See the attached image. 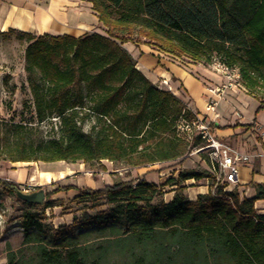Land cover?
Masks as SVG:
<instances>
[{
    "label": "trees",
    "instance_id": "16d2710c",
    "mask_svg": "<svg viewBox=\"0 0 264 264\" xmlns=\"http://www.w3.org/2000/svg\"><path fill=\"white\" fill-rule=\"evenodd\" d=\"M88 2L102 34L5 32L26 37L25 70L37 122L57 118L59 135L28 143L21 136L25 126L14 124L20 135L13 144L0 147V158L11 163L106 160L137 168L181 162L192 149L203 146L200 138L178 130L180 120L190 121L195 114L136 68L122 46L127 42L151 46L192 64L208 65L217 58L237 69L240 85L259 102V109L264 108V0ZM34 72L40 75L42 85L32 81ZM206 162L218 171L209 158ZM206 177L213 179L203 172H179L176 180L166 183L177 186L175 195L159 204L151 201L160 189L144 179L121 180L100 189L62 186L51 193L77 190L76 200L101 198L109 208L97 220L109 222L111 231L122 228V234H127L120 240L124 244L144 250L153 247V257L146 253L133 264H159L170 246L182 253L181 264H196L186 252L190 247L207 250L208 255L201 256L198 264H209V259L211 264H264V214L254 207L256 201L264 200V184L250 183L255 195L245 198L236 189L224 191L225 182L213 179L208 193L196 200L183 196L182 182ZM0 185L10 193L18 186L5 180H0ZM22 226L24 230L40 228L29 212ZM33 241V234H28L23 244ZM40 241L37 238L34 242ZM71 246L68 242L48 250L40 245L37 255L44 264H86ZM8 264L29 262L10 253Z\"/></svg>",
    "mask_w": 264,
    "mask_h": 264
},
{
    "label": "rangeland",
    "instance_id": "374dc122",
    "mask_svg": "<svg viewBox=\"0 0 264 264\" xmlns=\"http://www.w3.org/2000/svg\"><path fill=\"white\" fill-rule=\"evenodd\" d=\"M72 1L76 3V7L73 8L75 11L93 14L86 11V9L91 10L88 0ZM92 32L102 34V27L98 25L88 28L83 34ZM26 46V37H19L15 33L0 32V147L13 144L18 139L20 134H17L12 127L14 124L25 126L26 129L22 131L21 136L28 143H41L59 135L57 118L53 117L41 123L37 122L28 80L29 75L25 70L24 52ZM149 47L157 58L167 57L166 54ZM170 58L172 59V57ZM174 60L184 67L192 64L181 58H174ZM205 68L209 72L213 71L209 64ZM30 77L35 84H43L37 72L32 73ZM165 89L167 88L165 87ZM89 121L88 119L85 121L83 130L88 129ZM196 149H192L186 155L184 161H188L181 169L184 172H206L200 164L209 158L208 152ZM1 158L0 171L9 170L11 162L4 157ZM175 165L164 163L152 167L155 168L154 170L149 166L132 168L123 163L106 160L86 164L80 162H30L28 164L14 162L16 168L26 169V177L20 183H16L18 186L15 193H10L0 185V264H8L10 253H14L15 258L25 259L29 264H44L37 255V246H44L48 250L59 249L68 242H71L70 248H75L86 264L92 262H97V264H133L146 253H150V256L153 257L152 246L146 247L144 250L135 244H124L120 240L127 234H122V228L117 229L118 232L111 231L109 222L106 225L102 220H97L109 208L101 198L76 200L77 190L61 191L55 194L51 192L56 188L69 185L76 186L78 190L100 189L121 180L135 181L145 174L153 173L155 175L163 170L165 174L171 175L164 183L157 185L160 193L152 199L151 204H159L168 198L166 194L169 192V186L166 183L175 173L171 170ZM43 170L54 174L51 181L45 182L39 177V173ZM60 171L64 173L62 178L58 176ZM8 175L15 179L14 175ZM176 177L177 173L174 175V178ZM40 189L44 191L45 198L39 205L28 204L16 194L17 191L32 193ZM181 193L183 194V191ZM27 212L31 213L34 219L39 222L40 228L24 230L22 220ZM87 217L89 218L87 219ZM28 234H33L34 241L37 238L41 241L23 244ZM186 252L193 257L196 264L201 260V256L208 255L207 250L202 248L200 251V247H190ZM208 262L211 264V259ZM181 263L182 253L177 252L175 246H170L167 248V252L161 256L159 264Z\"/></svg>",
    "mask_w": 264,
    "mask_h": 264
},
{
    "label": "crops",
    "instance_id": "0c3cea01",
    "mask_svg": "<svg viewBox=\"0 0 264 264\" xmlns=\"http://www.w3.org/2000/svg\"><path fill=\"white\" fill-rule=\"evenodd\" d=\"M75 4L72 0H0V32L14 29L34 36L42 34L80 36L88 28L99 25L92 10L86 9L89 13H93L90 15L77 12L73 9L76 7ZM122 46L130 53L136 62V68L145 77L153 84L158 83L157 86L160 88L166 87L189 110L208 122L215 138L232 144L250 155L249 163L239 168L237 182L235 184L225 182L226 186L223 190L227 192L236 189L240 197L252 198L255 190L250 183L264 184V138L261 136V131L264 129V108L259 109V102L243 87L235 85L227 87L219 97L211 94L210 90L223 84L224 78L214 71L206 70V65L191 64L184 67L171 55L166 54L167 57L157 58L147 45L127 42ZM162 81H165L166 85ZM213 100H215L213 110H207V105ZM186 161L188 160H183L181 164L178 160L167 161L148 166L152 168L164 163L176 164L171 170L177 173L178 177ZM23 164L28 163L23 162ZM200 165L206 170L203 173L211 176L215 183L224 182L221 172L214 170L207 162L203 160ZM253 170L255 173L252 174ZM175 173L171 177L172 180L177 179L174 178ZM8 174L14 175L15 179ZM170 175L161 170L155 175L145 174L139 179L158 185L164 183ZM25 177L26 169H18L14 163H10L9 170L0 171V180L20 183ZM213 179L207 177L199 181L188 179L180 186H184V196L189 201H194L198 195L208 193ZM166 185L169 186V192L166 194L168 198L164 199L165 203L173 198L177 187L170 183ZM254 207L258 213L264 214V200L256 201Z\"/></svg>",
    "mask_w": 264,
    "mask_h": 264
},
{
    "label": "built area",
    "instance_id": "2783aa9c",
    "mask_svg": "<svg viewBox=\"0 0 264 264\" xmlns=\"http://www.w3.org/2000/svg\"><path fill=\"white\" fill-rule=\"evenodd\" d=\"M209 65L215 73L224 78L223 84L210 90L211 94L219 97L224 93L227 87L231 85L241 86L238 81L239 74L237 69L227 67L217 58H214ZM162 83L166 85L165 81H162ZM214 104L215 100L207 105V110H213ZM178 130L191 137L195 136L200 138L203 142V146L196 150H205L208 152L211 163L217 166V170L221 172L224 182L228 184H235L237 182L236 176L238 175L239 168L249 163V154L240 151L229 143L215 138L210 131L208 122L197 115L190 121L180 120L178 122ZM261 136L264 138V129L261 131Z\"/></svg>",
    "mask_w": 264,
    "mask_h": 264
},
{
    "label": "water",
    "instance_id": "95a60500",
    "mask_svg": "<svg viewBox=\"0 0 264 264\" xmlns=\"http://www.w3.org/2000/svg\"><path fill=\"white\" fill-rule=\"evenodd\" d=\"M16 194L24 202L34 205L42 204L45 198V193L42 189L32 193H23L21 191H17Z\"/></svg>",
    "mask_w": 264,
    "mask_h": 264
},
{
    "label": "bare ground",
    "instance_id": "6f19581e",
    "mask_svg": "<svg viewBox=\"0 0 264 264\" xmlns=\"http://www.w3.org/2000/svg\"><path fill=\"white\" fill-rule=\"evenodd\" d=\"M79 28H81V29H83V30L86 29L85 27H79ZM63 174H64L63 171L58 172V176H59L60 178L63 177ZM52 176H54V174L51 173V172H48V171H42V172L39 173V177H40L41 179L45 180V182H49V181H51Z\"/></svg>",
    "mask_w": 264,
    "mask_h": 264
}]
</instances>
